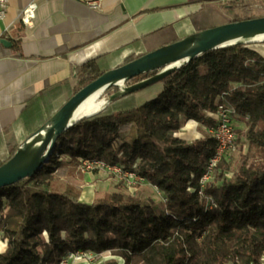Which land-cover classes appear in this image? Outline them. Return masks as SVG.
I'll use <instances>...</instances> for the list:
<instances>
[{
  "label": "trees",
  "instance_id": "trees-1",
  "mask_svg": "<svg viewBox=\"0 0 264 264\" xmlns=\"http://www.w3.org/2000/svg\"><path fill=\"white\" fill-rule=\"evenodd\" d=\"M250 1L220 5L235 13ZM254 17L234 14L229 21ZM256 44L203 52L154 83V95L144 101L126 102L141 89L79 117L40 169L0 187V232L7 241L0 264H59L75 250L109 251L123 264H264V56ZM102 72L95 61L81 66L69 97ZM218 103L244 124L235 130L239 155L232 164L223 156L214 178L202 184L216 141L207 131L192 141L178 132L189 119L213 126ZM5 146L0 165L18 147ZM81 159L135 164L164 200L116 192L81 202L78 182L69 180Z\"/></svg>",
  "mask_w": 264,
  "mask_h": 264
},
{
  "label": "crops",
  "instance_id": "crops-1",
  "mask_svg": "<svg viewBox=\"0 0 264 264\" xmlns=\"http://www.w3.org/2000/svg\"><path fill=\"white\" fill-rule=\"evenodd\" d=\"M30 4L35 5L34 12L24 22L22 11ZM220 4L217 0H8L0 18V39L10 42L0 43V150L7 151L6 142L19 146L55 113L69 98L84 64L95 61L106 71L200 28L228 22L231 11ZM205 16L209 21L203 20ZM256 47L264 56V43ZM126 102L140 101L136 95ZM235 118L237 127L244 128ZM200 128L206 130L189 119L178 136L187 141L202 137ZM91 196L88 191L82 194V202L90 203Z\"/></svg>",
  "mask_w": 264,
  "mask_h": 264
},
{
  "label": "water",
  "instance_id": "water-1",
  "mask_svg": "<svg viewBox=\"0 0 264 264\" xmlns=\"http://www.w3.org/2000/svg\"><path fill=\"white\" fill-rule=\"evenodd\" d=\"M264 16L228 21L208 27L174 42L160 46L134 59L102 72L71 95L56 111L17 147L13 156L0 165V187L7 186L33 175L48 161L60 135L78 118L77 109L92 93L117 87L110 99L137 92L150 86L177 69L181 64L203 52L238 42L264 41ZM0 43L10 45L4 38ZM155 72L138 82H126L144 73ZM39 139L33 152L28 151L31 141Z\"/></svg>",
  "mask_w": 264,
  "mask_h": 264
},
{
  "label": "rangeland",
  "instance_id": "rangeland-1",
  "mask_svg": "<svg viewBox=\"0 0 264 264\" xmlns=\"http://www.w3.org/2000/svg\"><path fill=\"white\" fill-rule=\"evenodd\" d=\"M235 13H229L227 20H230L233 18L234 14H237V16L243 17V16H262L264 15V0H251L248 7H238L234 11ZM208 17L205 16L203 18L204 21L207 20ZM210 19V16H209ZM199 22V26H200ZM202 30V28H200ZM198 30V31H200ZM263 42H258V44H262ZM154 84L147 86L145 89H142L144 91H139L137 93L138 101L142 102L144 101V98H142L143 95L153 96L155 91ZM111 96V95H110ZM110 96L106 95L104 91L99 93L98 101L102 102L98 109L93 111H86L85 113L81 114L79 117L82 116H89L94 113L100 112L105 107H107L111 101ZM213 118L216 120V115L212 113ZM236 119V118H235ZM232 124L235 130L238 129V124L235 123V120H233L232 117ZM185 125V124H184ZM183 125V126H184ZM182 126V127H183ZM198 126H203L198 124ZM205 127V126H204ZM205 129H199V131L203 135V131H208L210 127H205ZM240 129V128H239ZM236 133V131H235ZM200 138V137H198ZM237 138V134H236ZM197 139V138H195ZM194 140V139H193ZM192 141V140H190ZM239 143L235 140L234 148L232 150H229L225 154V160L229 162V164H232L239 155ZM245 147L243 146L242 150L245 151ZM84 159L80 160L79 165L76 167L74 171V178L70 177L69 180L77 181L80 186V194H79V201L82 202L81 196L85 195V193L88 191L89 194L92 193V200L91 202L98 196H103L107 193H129L131 195H135L141 199H147L150 198L156 202L163 201V195L161 191H159L155 186L148 183L145 178L140 177L137 173V176L130 175L128 171H124L116 164H107L101 160H99V163L93 164L91 169H84L82 168L81 163ZM135 164L133 167L129 169H134ZM126 168V167H125ZM135 170V169H134ZM139 176V177H138ZM214 178V173H210L209 177L203 181V184L209 180H212ZM202 182V180H200ZM84 199V197H82ZM90 202V203H91ZM7 241L2 237V234L0 232V252H3L6 248ZM81 253H84L85 255L81 259H75L73 256L68 255L66 258L68 262L72 264V262H79V261H87L89 264H115L118 260H120V257L113 256L109 251H103L101 253H96L91 250H80ZM64 258V257H63Z\"/></svg>",
  "mask_w": 264,
  "mask_h": 264
},
{
  "label": "built area",
  "instance_id": "built-area-1",
  "mask_svg": "<svg viewBox=\"0 0 264 264\" xmlns=\"http://www.w3.org/2000/svg\"><path fill=\"white\" fill-rule=\"evenodd\" d=\"M8 0H0V18L4 16L5 7ZM219 2H224L226 0H217ZM34 4H30L22 11V21L27 22L33 15L34 12ZM234 110L231 107L225 106L223 104L218 103L217 108L214 112L216 116H221V125L220 126H211L208 131L209 133L216 138V146L213 155L209 158L207 164V175L201 177L202 184L209 175L210 170L213 169L218 161L225 156V154L234 148V143L236 140V133L235 129L232 124V117H233ZM99 163L98 159H84L81 163L82 168L90 169V166L93 164ZM131 175V174H130ZM139 177V176H138ZM141 177V176H140ZM82 251V250H81ZM75 259H81L85 255L81 253L80 250L73 251L69 253ZM69 255V256H70ZM64 264H71L68 262L67 258L65 257Z\"/></svg>",
  "mask_w": 264,
  "mask_h": 264
},
{
  "label": "bare ground",
  "instance_id": "bare-ground-1",
  "mask_svg": "<svg viewBox=\"0 0 264 264\" xmlns=\"http://www.w3.org/2000/svg\"><path fill=\"white\" fill-rule=\"evenodd\" d=\"M264 36V35H262ZM99 97V91L92 93L91 95H89L84 101L83 103L79 106V108L77 109V116H80L81 114L85 113L86 111H93L99 108V106L101 105L102 102L98 101ZM221 125V116H216V120L213 126H220ZM216 141V138H214ZM39 142V139H35L34 141H31L28 145V151L31 153L35 150V148L37 147ZM119 166L121 169H123L124 171H128L131 175H135L137 176V173L135 172L134 169H129V168H125L122 165H117ZM92 166H90L91 169ZM212 172V169L210 170V173ZM207 175V170L206 172L202 175ZM142 177V176H141ZM143 178V177H142ZM76 251V250H75ZM65 263V257L62 258L59 261V264H64Z\"/></svg>",
  "mask_w": 264,
  "mask_h": 264
}]
</instances>
